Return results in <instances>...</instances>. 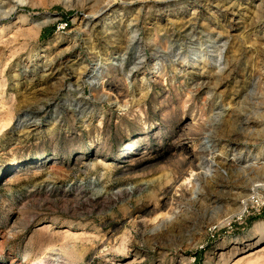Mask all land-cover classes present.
Instances as JSON below:
<instances>
[{
  "label": "rangeland",
  "instance_id": "374dc122",
  "mask_svg": "<svg viewBox=\"0 0 264 264\" xmlns=\"http://www.w3.org/2000/svg\"><path fill=\"white\" fill-rule=\"evenodd\" d=\"M10 9L0 264H264V0Z\"/></svg>",
  "mask_w": 264,
  "mask_h": 264
},
{
  "label": "bare ground",
  "instance_id": "6f19581e",
  "mask_svg": "<svg viewBox=\"0 0 264 264\" xmlns=\"http://www.w3.org/2000/svg\"><path fill=\"white\" fill-rule=\"evenodd\" d=\"M124 3V2H123ZM104 9V8H103ZM12 11V9H10L8 12H4V13H1L0 14V20L2 19V17H8L9 15H10V12ZM102 11V10H101ZM101 13V12H100ZM114 21V20H113ZM135 37V36H134ZM262 191V190H264V183H259V184H255L254 186H253V195H258L257 193H258V191ZM246 206H247V204H246V200H244L243 202H242V207H241V211H240V213H242V212H244L245 211V209H246ZM238 251V248L236 247L235 249H234V254H236V252ZM233 254V255H234ZM231 256V255H230ZM224 257V256H223Z\"/></svg>",
  "mask_w": 264,
  "mask_h": 264
},
{
  "label": "built area",
  "instance_id": "2783aa9c",
  "mask_svg": "<svg viewBox=\"0 0 264 264\" xmlns=\"http://www.w3.org/2000/svg\"><path fill=\"white\" fill-rule=\"evenodd\" d=\"M251 200L254 201L253 203L258 204L260 202V199L258 198V195H253L251 197Z\"/></svg>",
  "mask_w": 264,
  "mask_h": 264
}]
</instances>
